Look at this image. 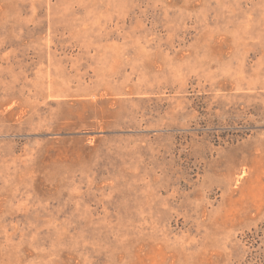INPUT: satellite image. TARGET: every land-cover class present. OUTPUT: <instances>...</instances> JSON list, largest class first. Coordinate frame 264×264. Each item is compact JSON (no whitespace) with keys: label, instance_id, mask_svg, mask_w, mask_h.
<instances>
[{"label":"rangeland","instance_id":"rangeland-1","mask_svg":"<svg viewBox=\"0 0 264 264\" xmlns=\"http://www.w3.org/2000/svg\"><path fill=\"white\" fill-rule=\"evenodd\" d=\"M0 264H264V0H0Z\"/></svg>","mask_w":264,"mask_h":264}]
</instances>
